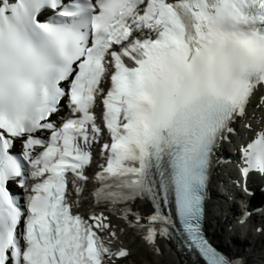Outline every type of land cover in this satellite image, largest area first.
Segmentation results:
<instances>
[{"label":"snow or ice","instance_id":"snow-or-ice-1","mask_svg":"<svg viewBox=\"0 0 264 264\" xmlns=\"http://www.w3.org/2000/svg\"><path fill=\"white\" fill-rule=\"evenodd\" d=\"M229 168L252 196L264 0H0V264H246L204 231Z\"/></svg>","mask_w":264,"mask_h":264},{"label":"bare ground","instance_id":"bare-ground-1","mask_svg":"<svg viewBox=\"0 0 264 264\" xmlns=\"http://www.w3.org/2000/svg\"><path fill=\"white\" fill-rule=\"evenodd\" d=\"M231 171L232 170L230 168L219 170L218 174L216 175L218 181L221 182L220 178L226 173H232ZM249 185L251 189L255 188V183L253 180L250 181ZM233 193L236 194L235 191ZM220 201L221 199L219 197H215L212 203L207 206L208 216L212 217V220H214L217 225L216 229L212 228V224L207 225L209 236L212 237L213 241L215 242L221 239H223L224 241H229V245L228 247L226 246V249L231 251L230 249H232L233 246V248H235L237 252L242 254V258L246 261V264H264V245L262 244L264 242V239L261 238L259 235L250 234V230H253L255 232L257 227L248 226L249 231L245 233V235L250 236L252 238V241L254 242L253 245H250L248 241H242L239 236L230 233L236 229V226H234L233 223L239 219L238 215H241L243 211H241V208L238 209L237 205L232 206L230 204H228V208L224 210L225 204ZM218 204V207L220 209L217 208ZM214 206H216V208L213 209ZM251 206H253L251 203L246 202L244 209H249ZM218 214L220 219L218 218ZM255 218L258 219L259 215L252 213L251 217L249 218V221ZM245 228L247 227L244 226L243 229ZM241 234L244 235V233ZM129 239H131V237ZM159 246L161 247L163 254L157 256L150 252L148 249L144 248L142 246V242H137V245L133 250V256L131 258V261H134L135 254H137L140 257L144 258L148 264H152L153 262H156L157 264H174L173 260H176L177 264H193L192 259L184 258L183 256L177 254L174 250L167 248L164 245L163 240L159 241ZM134 264H140V262L134 261Z\"/></svg>","mask_w":264,"mask_h":264},{"label":"rangeland","instance_id":"rangeland-1","mask_svg":"<svg viewBox=\"0 0 264 264\" xmlns=\"http://www.w3.org/2000/svg\"><path fill=\"white\" fill-rule=\"evenodd\" d=\"M225 237V236H224ZM263 238V237H262ZM225 239V238H224ZM248 241H252V239H248ZM254 244V242L252 241V245ZM263 245H264V242L262 243ZM136 258V259H135ZM135 258H134V260L135 261H138V262H140V264H148L147 263V261L144 259V258H142V257H140L139 255H137V254H135ZM174 262V264H177V262H176V260H173ZM127 264H134L133 262H131V261H128L127 262ZM152 264H157L156 262H153Z\"/></svg>","mask_w":264,"mask_h":264}]
</instances>
